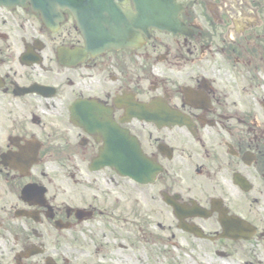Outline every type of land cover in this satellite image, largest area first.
Returning <instances> with one entry per match:
<instances>
[{"label":"flooded vegetation","instance_id":"1","mask_svg":"<svg viewBox=\"0 0 264 264\" xmlns=\"http://www.w3.org/2000/svg\"><path fill=\"white\" fill-rule=\"evenodd\" d=\"M152 1L104 48L0 4V264H264V0Z\"/></svg>","mask_w":264,"mask_h":264},{"label":"water","instance_id":"2","mask_svg":"<svg viewBox=\"0 0 264 264\" xmlns=\"http://www.w3.org/2000/svg\"><path fill=\"white\" fill-rule=\"evenodd\" d=\"M26 0H0L1 4L23 5ZM33 9L46 23L58 15L59 8H68L82 32L86 44L100 47L128 45L134 42L138 29L146 31L150 26L178 24L177 20L153 19L156 10L152 0H134L136 14L116 8L110 0H30ZM158 13H164L157 11Z\"/></svg>","mask_w":264,"mask_h":264}]
</instances>
